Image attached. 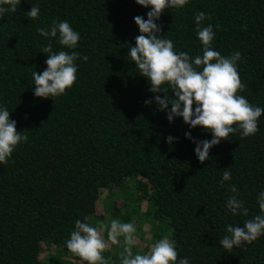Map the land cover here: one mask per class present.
I'll return each instance as SVG.
<instances>
[{
  "label": "trees",
  "instance_id": "obj_1",
  "mask_svg": "<svg viewBox=\"0 0 264 264\" xmlns=\"http://www.w3.org/2000/svg\"><path fill=\"white\" fill-rule=\"evenodd\" d=\"M32 6L40 9L37 20L26 14ZM149 10L135 0H20L15 13L0 19V105L28 136L0 166V264H83L65 246L75 222L99 229L119 218L141 219L151 227L152 244L167 236L178 259L188 257L190 264H264V236L231 252L219 245L229 224L243 227L259 214L264 114L255 136L230 134L200 163L185 133L194 141L210 140V133L190 130L181 118L169 123L155 103L146 107L155 94L127 59L140 34L134 17L147 19ZM199 12L211 17L203 26L213 25L216 51L241 53L239 94L264 107V0H189L183 9L162 12L160 35L193 58L202 53L194 24ZM64 20L81 39L74 50L53 39V51H76L88 60H77V80L63 96L37 98L31 74L45 70L48 53L41 52L50 42L37 29ZM226 169L232 179L222 186ZM232 184L247 216L226 212ZM122 189L127 196L117 206ZM101 201L107 202L103 214L96 207ZM51 250L58 257L42 259ZM109 254L103 253L108 264H120L121 256Z\"/></svg>",
  "mask_w": 264,
  "mask_h": 264
},
{
  "label": "clouds",
  "instance_id": "obj_2",
  "mask_svg": "<svg viewBox=\"0 0 264 264\" xmlns=\"http://www.w3.org/2000/svg\"><path fill=\"white\" fill-rule=\"evenodd\" d=\"M19 3L20 0H0V19L6 13H15ZM188 3L189 0H135L136 5L150 10L146 13L147 19L134 17L140 34L135 38V45L128 46L127 59L134 63L135 71L155 94L153 99L144 102L146 107L155 103L159 111L165 112L169 123L181 118L190 130L199 127L210 133L211 139L203 141H194L190 131L185 133V139L195 144V157L203 163L209 159L210 149L227 140L230 134L239 133L241 139L255 136L264 107L252 105L239 94L245 87L238 72L241 53L222 56L213 48L215 31L211 23L203 26L205 20L211 19L205 12L194 16L196 38L202 46V53L194 58L188 52H177L173 41L160 35L161 26L157 21L162 12L183 9ZM26 14L30 20H37L40 9L32 6ZM37 32L50 42L41 52L48 53L45 70L31 74L33 95L42 99L61 97L77 80V60L87 62L88 57H81L76 51L54 52L51 40L55 39L63 49L74 50L81 36L66 20L53 22L48 28H38ZM169 92L173 93L172 97ZM159 93L164 94L163 98ZM174 139L169 136L167 142L172 143ZM27 141V135L17 132L16 121L10 120L9 109L0 105V166L7 164L16 148ZM231 179L232 174L226 169L220 184L223 186ZM229 189L233 195L226 201V212L232 216H247L248 209L239 198L237 187L232 184ZM256 202L259 214L245 220L243 227L233 224L226 227V234L219 240L223 249L231 252L264 236V190L257 193ZM105 231L106 239L102 236ZM136 232L134 224L116 219L109 225L102 224L99 229L77 220L65 246L83 264H108L103 253L109 243L120 244L123 237L125 246L120 264H190L188 257L178 259L175 242L167 236L154 242L147 254H134L132 246L136 242Z\"/></svg>",
  "mask_w": 264,
  "mask_h": 264
},
{
  "label": "rangeland",
  "instance_id": "obj_3",
  "mask_svg": "<svg viewBox=\"0 0 264 264\" xmlns=\"http://www.w3.org/2000/svg\"><path fill=\"white\" fill-rule=\"evenodd\" d=\"M127 196V190H119L117 192V197L119 200L116 201V205L120 206V204L122 203V200ZM107 206V202L101 201L100 203H98L96 205L97 207V211L99 212V214H103L104 210L106 209ZM140 207L142 211H145V203L140 202ZM140 210V211H141ZM141 211V212H142ZM143 214V213H141ZM109 217V216H108ZM106 218V220L108 221L109 218ZM113 220V219H112ZM121 222V219H118ZM132 224H134L137 228V232H136V242L135 244L132 246V251L134 254H147L150 250V247L152 245L151 243V233H150V226L148 224H142V220L138 219L136 221H132ZM102 236L106 239L107 238V232H102ZM121 239V243L117 244V245H111L109 243V246L107 248V250L109 251V257L112 258V256L115 257H120L121 256V252L123 251L124 248V242H123V237L120 238ZM55 256L58 257L57 251L56 250H51V251H47L44 253V256L42 257V259L44 260H50V257ZM62 257V259H66V256H60V258ZM121 259V258H120Z\"/></svg>",
  "mask_w": 264,
  "mask_h": 264
}]
</instances>
